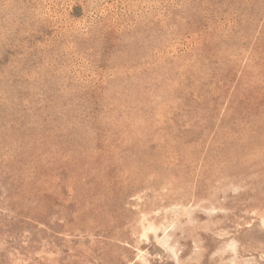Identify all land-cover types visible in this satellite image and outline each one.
<instances>
[{
	"label": "rangeland",
	"instance_id": "1",
	"mask_svg": "<svg viewBox=\"0 0 264 264\" xmlns=\"http://www.w3.org/2000/svg\"><path fill=\"white\" fill-rule=\"evenodd\" d=\"M0 264H264V0H0Z\"/></svg>",
	"mask_w": 264,
	"mask_h": 264
},
{
	"label": "bare ground",
	"instance_id": "2",
	"mask_svg": "<svg viewBox=\"0 0 264 264\" xmlns=\"http://www.w3.org/2000/svg\"><path fill=\"white\" fill-rule=\"evenodd\" d=\"M208 129V128H207ZM207 132V131H206ZM203 134V133H202ZM204 135V134H203ZM215 139V138H214ZM217 139V138H216ZM207 142V141H206ZM211 142H212V139H211ZM212 144H214V143H212ZM205 145H208L209 146V143L208 144H205ZM207 147V146H206ZM212 148H213V146H212ZM211 149V148H210ZM211 152V151H210ZM204 156V155H203ZM205 157V156H204Z\"/></svg>",
	"mask_w": 264,
	"mask_h": 264
}]
</instances>
